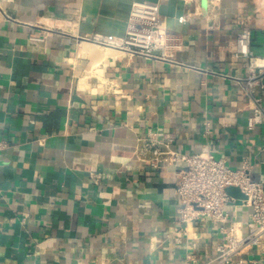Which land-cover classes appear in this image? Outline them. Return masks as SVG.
<instances>
[{
  "label": "crops",
  "instance_id": "1",
  "mask_svg": "<svg viewBox=\"0 0 264 264\" xmlns=\"http://www.w3.org/2000/svg\"><path fill=\"white\" fill-rule=\"evenodd\" d=\"M132 1L0 0V264L211 258L221 235L209 218L175 240L179 167L149 164L150 140L209 148L264 183V126L248 125L250 59L237 53L248 25L264 66V0H161L163 24L184 37L177 61L87 37L123 35ZM228 193L246 233V197ZM245 256L264 264L256 251Z\"/></svg>",
  "mask_w": 264,
  "mask_h": 264
},
{
  "label": "built area",
  "instance_id": "2",
  "mask_svg": "<svg viewBox=\"0 0 264 264\" xmlns=\"http://www.w3.org/2000/svg\"><path fill=\"white\" fill-rule=\"evenodd\" d=\"M186 1L190 3L196 0ZM208 1L212 6L220 2ZM160 2L133 0L123 35L94 33L87 37L101 45L116 47L129 57L177 61V54L184 48V37L165 27L160 14ZM251 39V27L243 26L237 34V53L250 59L249 75L244 85L253 109L248 125L253 128L257 124L264 126V108L261 97L255 91L264 77V66L258 64L252 52ZM172 140V136L165 143L150 140L146 146L151 151L149 164L179 167L175 185L179 201L178 215L174 220L175 240L181 241L192 221L209 218L218 228L221 241L216 253L209 259L199 261L195 255H189L195 264H259L258 258L245 255L256 251L264 257L263 181L255 179L250 167L233 168L209 148L187 153L173 148ZM7 146L8 142L0 139V150ZM229 187H237L246 197L251 218V226L246 233L240 232L238 222L231 217L229 206L235 198L228 193Z\"/></svg>",
  "mask_w": 264,
  "mask_h": 264
},
{
  "label": "water",
  "instance_id": "3",
  "mask_svg": "<svg viewBox=\"0 0 264 264\" xmlns=\"http://www.w3.org/2000/svg\"><path fill=\"white\" fill-rule=\"evenodd\" d=\"M232 188H234V187H229L228 190H230V189H232Z\"/></svg>",
  "mask_w": 264,
  "mask_h": 264
}]
</instances>
